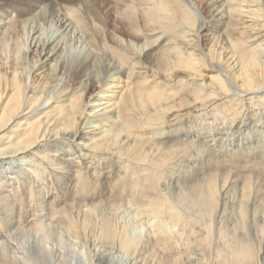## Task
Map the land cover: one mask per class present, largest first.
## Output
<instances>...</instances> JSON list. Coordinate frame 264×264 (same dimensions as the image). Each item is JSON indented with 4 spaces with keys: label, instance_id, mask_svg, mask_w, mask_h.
<instances>
[{
    "label": "bare ground",
    "instance_id": "6f19581e",
    "mask_svg": "<svg viewBox=\"0 0 264 264\" xmlns=\"http://www.w3.org/2000/svg\"><path fill=\"white\" fill-rule=\"evenodd\" d=\"M69 1L0 0V264H264V0Z\"/></svg>",
    "mask_w": 264,
    "mask_h": 264
},
{
    "label": "rangeland",
    "instance_id": "374dc122",
    "mask_svg": "<svg viewBox=\"0 0 264 264\" xmlns=\"http://www.w3.org/2000/svg\"><path fill=\"white\" fill-rule=\"evenodd\" d=\"M4 1L11 2L13 0H4ZM52 1H55V0H44V3H42V4L44 6L47 3H50ZM56 1H66V0H56ZM67 1H69V0H67ZM71 1H74V2L72 3ZM78 1L81 2V0H70L69 2H71L70 4H72V5H79L80 3ZM105 1L106 0H93L94 4L96 6V10L99 12L98 14L102 18V20L107 19L106 25H109L111 22H113V20H115L116 12L111 10V9L105 10V8L103 6ZM142 1H146V0H142ZM74 3H76V4H74ZM175 6L176 7L178 6L177 3H175ZM203 11H205L204 8H203ZM153 12L161 17L159 11L154 10ZM137 24L139 26H141L143 24V21H141L139 19L136 22V25ZM149 29H152V28L147 27V26H145V28H144V30H149ZM50 30H51V26H49L47 28V30H46L47 34L51 33ZM162 30H164V29H162ZM161 32L162 31L152 32L147 37L149 40L157 39L159 37V40H160L161 37L165 36V34L161 33ZM169 33H171V32L169 31ZM161 40H163V38H161ZM197 83H199V82H197ZM242 149H244V150L241 153L244 156L255 157L258 155V153H257L258 150L255 148L254 149H252V148L247 149V147H246V150H245V147H243ZM248 153H250L251 155ZM31 162L34 163L35 161H31ZM33 163L30 164V167L33 166ZM127 177H129V179L127 178L128 181L131 179L130 180V183H132L131 185L134 184L131 188H130V186H131L130 183L126 184L127 185V191H131V192L133 191L131 193L132 197L130 198V199H132V201L126 200V201L121 202L122 206H121L120 211L117 215V222H119L118 223L119 226H123L125 224L131 223V221L133 220V217L135 216V214L137 212L136 208L139 207L137 205V203H138L137 198L140 195V192L138 191L139 186H137V184L135 183V180H133V178L131 176H127ZM133 188H135L136 190ZM44 212H45L46 216H44L43 220H44V222L49 223L50 218H49V214L47 213V212H49V210L46 209V211H44ZM143 215L144 214H142L141 218H140L142 220V223L140 224V226H136L134 228V231L132 232L133 237L140 240L141 244L148 241V236L150 235V232H151V226L147 225L148 224L147 218L145 215L144 216ZM142 225H143V227H142ZM147 226H149L150 228ZM50 229H51V227H50ZM35 238H37V235H35ZM22 239L24 240L23 237H22ZM22 239H21V241H23ZM66 240L70 241L67 237H66ZM50 241H51V243H53L52 240H50ZM72 241H70V242H72ZM56 243H57V241H56ZM72 243H75V241H73ZM56 247H57V249H59V246H56ZM117 247L118 246L106 245L104 248L99 249L98 245L96 246L94 244L93 240H90L87 243V247L86 246L85 247L81 246L78 248L66 247L65 249H61V252H64L65 255H63L64 256L63 258L61 257V259H58V260L51 258V254L47 250L43 249V251H41L42 247L36 248L34 255L37 256V259H36L37 264H59V263L60 264H136V262H134V260L131 256L121 253L119 251V248H117ZM85 254H87V255H85ZM56 262H58V263H56Z\"/></svg>",
    "mask_w": 264,
    "mask_h": 264
}]
</instances>
